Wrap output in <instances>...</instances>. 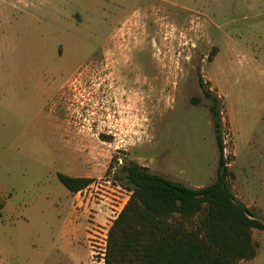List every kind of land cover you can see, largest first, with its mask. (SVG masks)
Returning <instances> with one entry per match:
<instances>
[{
	"label": "rangeland",
	"instance_id": "374dc122",
	"mask_svg": "<svg viewBox=\"0 0 264 264\" xmlns=\"http://www.w3.org/2000/svg\"><path fill=\"white\" fill-rule=\"evenodd\" d=\"M52 3L0 24V264H97L131 194L124 162L212 183L220 151L199 70L222 96L232 190L264 222V0ZM107 128L117 136L99 139ZM59 173L93 181L73 192ZM253 237L242 264H264V231Z\"/></svg>",
	"mask_w": 264,
	"mask_h": 264
},
{
	"label": "trees",
	"instance_id": "16d2710c",
	"mask_svg": "<svg viewBox=\"0 0 264 264\" xmlns=\"http://www.w3.org/2000/svg\"><path fill=\"white\" fill-rule=\"evenodd\" d=\"M205 85L220 151L216 179L193 187L124 162L116 176L131 194L109 229L105 264H242L257 255L253 229L264 231V222L232 190L222 96ZM58 178L73 192L93 181L65 173ZM2 208L0 200V216Z\"/></svg>",
	"mask_w": 264,
	"mask_h": 264
},
{
	"label": "crops",
	"instance_id": "0c3cea01",
	"mask_svg": "<svg viewBox=\"0 0 264 264\" xmlns=\"http://www.w3.org/2000/svg\"><path fill=\"white\" fill-rule=\"evenodd\" d=\"M51 4H53L52 0H0V24L2 25L5 10L15 11L18 16L36 17L39 13L46 16L50 11ZM54 6L55 10H60L59 5ZM75 25L82 27L84 22L80 20ZM6 33H9V31L6 32V30L0 28V35H6ZM0 63L5 64V61ZM212 88L214 89V87Z\"/></svg>",
	"mask_w": 264,
	"mask_h": 264
},
{
	"label": "flooded vegetation",
	"instance_id": "af4514ba",
	"mask_svg": "<svg viewBox=\"0 0 264 264\" xmlns=\"http://www.w3.org/2000/svg\"><path fill=\"white\" fill-rule=\"evenodd\" d=\"M103 43H100V45L94 50V53L96 54L95 56H92L89 60L90 64H100V63H103L105 61L106 58H104L102 56V54L98 53V49H103ZM156 75V74H155ZM198 80H199V87L201 88L202 92H203V95L205 96V90H206V85L205 83H207V81H205L204 79H202V74H201V70L198 71ZM213 89V88H212ZM221 97V95H219ZM206 97V96H205ZM207 98V97H206ZM209 99V98H208ZM209 103H211L210 99H209ZM219 106H221V104H219ZM95 127L94 129H98L99 128V125L97 124H94ZM106 127H111V125H106ZM107 128V130H103L102 133H96L99 137V139H105V140H112L113 137L117 136V132H114L113 129H109ZM109 129V130H108ZM116 139V138H115ZM92 182H90L87 186H90ZM86 186V187H87Z\"/></svg>",
	"mask_w": 264,
	"mask_h": 264
},
{
	"label": "built area",
	"instance_id": "2783aa9c",
	"mask_svg": "<svg viewBox=\"0 0 264 264\" xmlns=\"http://www.w3.org/2000/svg\"><path fill=\"white\" fill-rule=\"evenodd\" d=\"M108 232L109 231L106 232V234L104 235V238L102 239L103 242L101 244L103 246L100 248L99 251H94V252H97V253H100L101 254L100 261L97 262V264H105V256H106L107 246H108Z\"/></svg>",
	"mask_w": 264,
	"mask_h": 264
}]
</instances>
